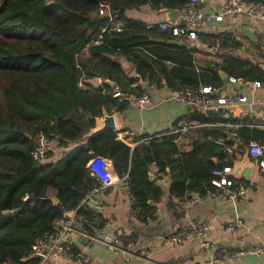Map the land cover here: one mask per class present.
<instances>
[{
    "label": "trees",
    "instance_id": "trees-1",
    "mask_svg": "<svg viewBox=\"0 0 264 264\" xmlns=\"http://www.w3.org/2000/svg\"><path fill=\"white\" fill-rule=\"evenodd\" d=\"M184 2L0 0V264H36L38 257L29 255L30 243L51 233L53 221L67 212L73 211V220L88 235L104 224V218L91 217V209L78 205L94 183L84 166L93 154L110 160L127 187L134 217L145 223L154 218L161 194L155 178L167 173V191L176 198L211 192L213 168L231 165L250 140L264 144V129L247 127L250 123L244 118L236 129L238 144L229 154L213 142L222 138L223 144L230 143L225 133L206 125L196 129L200 137L186 150L165 130L138 135L131 147L116 137L115 130L88 133L102 109L121 111L130 105L128 95L144 92L113 56H124L139 80L153 87H219L224 80L219 71L264 85V69L258 63L259 59L264 63L263 47L252 51L253 57H242L229 52L236 43L226 34L212 35L204 41L215 47L220 60L199 64L194 60L196 47L176 44L168 29L124 14L140 5L178 10ZM105 5L120 29L103 31L96 44H89L107 24ZM91 78H99V84L91 85ZM114 89L120 94L113 96ZM83 111L90 115L86 122ZM186 118L199 123L213 120L198 113H187ZM38 133L61 148L55 159H31ZM46 154L49 157L51 149ZM151 163L156 166L153 179L148 176ZM63 245L72 258H80L73 242L66 239Z\"/></svg>",
    "mask_w": 264,
    "mask_h": 264
},
{
    "label": "crops",
    "instance_id": "crops-1",
    "mask_svg": "<svg viewBox=\"0 0 264 264\" xmlns=\"http://www.w3.org/2000/svg\"><path fill=\"white\" fill-rule=\"evenodd\" d=\"M221 1L211 0L202 9L212 11ZM124 14L148 24L164 21L161 12L147 5L126 9ZM216 34H226L228 39L236 43L235 46L228 47L230 53L253 57L250 54L252 51H256L257 47L264 48V12L262 16L233 13L225 16L222 21L204 26L197 32L194 40L175 41L196 47L194 60L199 64L210 60L219 61L220 56L215 54V47H209L204 41ZM111 58L118 63L125 75H134L133 65L124 56ZM88 82L95 86L99 84V78H91ZM136 82L141 84L150 103L143 106L130 103L121 111L110 110L114 117L116 137L130 147L135 144L133 138L138 135L166 131L176 118L186 117L188 113L187 107L177 102L168 88L153 87L139 79ZM232 88L233 85L229 84L226 78L220 85L222 93H229ZM241 90L248 97V102L238 103L234 107L232 121L239 126L240 120L244 118L248 120L246 123H250L246 125L247 127L259 128L256 126L259 122L257 110L259 106H264V85L257 88L246 85ZM81 117L86 122L90 115L83 111ZM99 118L100 116L94 117V124ZM198 127L189 129L175 139L177 146L188 149L191 141L200 137L196 131ZM50 149L51 155L46 158L47 160L55 159L61 151V148L54 147L52 143ZM242 157L243 154L239 155L234 163ZM106 159L115 182L89 193L83 201V204L91 209V217L99 215L105 222L100 227H93L89 237L86 233L84 235L81 229L69 238L78 249V253L86 258L84 264H194L207 260L220 251L232 252L264 244V174L255 166L252 165L248 179H242L250 182L251 189L244 197L234 201L220 196L215 190L201 195L189 192L187 198H176L167 191L169 182L167 173L155 178V183L161 189L160 197L155 202V215L152 220L142 223L134 217L130 209V197L125 183L121 180L123 184L118 186L120 179L114 173L110 160ZM153 171L149 167L148 173L154 178ZM188 219L202 220L206 223V237L210 246L200 247L194 240L173 244L162 243L164 236L183 225ZM233 220L237 222L231 228H227L226 224ZM116 228L122 231L121 242L117 246L110 247L98 240L102 235H111ZM40 264H81V260L58 253ZM216 264H264V250L257 256L243 253Z\"/></svg>",
    "mask_w": 264,
    "mask_h": 264
},
{
    "label": "built area",
    "instance_id": "built-area-1",
    "mask_svg": "<svg viewBox=\"0 0 264 264\" xmlns=\"http://www.w3.org/2000/svg\"><path fill=\"white\" fill-rule=\"evenodd\" d=\"M211 0H185L181 7L177 10V14L171 24L165 21L158 22L157 25L160 29H168L171 35L176 40H194L196 39L197 32L212 22H219L227 16L233 13H245L247 15H260L264 12V3L257 0H222L219 2L212 11H204L203 6L207 5ZM107 24L102 26L100 31L89 44H96L100 38V33L103 31H117L120 29V23L115 20V15L110 11L107 6ZM88 44V45H89ZM264 58V56H263ZM264 61V60H263ZM226 81L233 85L232 90L229 93H222L219 87L210 85H198L196 87H182L176 90H171L173 98L183 103L188 113H198L203 116L212 117L213 120L205 123H199L196 120H188L186 117L176 118L172 124L166 129V134L174 135V140L182 134L186 133L189 129L200 127L202 125L218 127L225 133L226 139H229L230 143L223 144L222 138H216L214 143L221 144L227 154L232 153L233 149L238 144V138L236 134L237 123L232 121V113L234 107L241 102H248V97L242 93L241 88L243 86H250L253 88L260 87V83L255 80H243L239 77H226ZM120 92L116 89L113 90L112 95H119ZM130 103L137 106H143L150 103L148 95L143 92L139 96L128 95L126 97ZM257 119L259 122L257 127L264 129V106H259L257 110ZM50 149L46 138L38 133L34 137V143L30 150L31 159L37 162H41L46 159V153ZM243 156L247 157L253 166H255L259 172L264 174V144H261L258 140H250L245 144L243 150ZM234 161L232 162V164ZM232 164L223 165L221 167H215L210 171L213 178L210 183L214 186V190L231 201L244 197L251 189L249 181L241 182L232 173ZM88 174L94 179V183L91 185L90 191L86 193L79 204H83L84 199L91 192H96L103 189L107 185L115 182V177L108 168L107 159L101 155L93 154L88 157L84 164ZM153 170L156 166L149 164ZM122 180V179H120ZM123 181V180H122ZM68 218H57L52 223V232L44 233L33 239L29 246V255L38 257V262L48 259L49 257L64 253L70 256L66 252L63 242L70 238L76 228L73 226V211L65 213ZM80 217V216H79ZM236 220L229 221L226 226L231 228ZM207 225L202 220L188 219L183 225L167 234L162 238V243L173 244L181 243L186 240H194L198 242L200 247L210 246V242L206 237ZM122 231L120 228L114 229L111 235H102L98 240L110 247L117 246L121 240L120 236ZM84 235H86L84 233ZM90 236V235H86ZM264 250V244L253 245L250 247L238 249L237 251L226 252L220 251L207 260L197 262L194 264H216L224 260L233 259L238 254H252L259 255ZM77 256L81 258L83 262L86 261L85 257H82L79 253Z\"/></svg>",
    "mask_w": 264,
    "mask_h": 264
},
{
    "label": "water",
    "instance_id": "water-1",
    "mask_svg": "<svg viewBox=\"0 0 264 264\" xmlns=\"http://www.w3.org/2000/svg\"><path fill=\"white\" fill-rule=\"evenodd\" d=\"M118 11H122V8L119 7ZM159 12H161L164 15V21L168 24H171L177 14V9L172 8H159ZM176 44H180V41H175ZM259 66L264 69V63L261 59L258 60ZM221 79L226 78V74L222 71L218 72ZM135 80H138L139 77L137 75H133ZM108 84H110V81H106ZM103 129H111L115 130V123H114V117L112 113H106L104 109L101 110V115L98 121L89 129L88 133H96ZM252 169L251 161L247 157H242L237 163L232 164V173L238 178V179H248L249 173ZM149 178L152 179L153 176L148 174ZM123 182L120 180L118 181V186H122ZM51 202H55V199L53 197H50ZM63 217L65 219L68 218L67 214H64ZM73 226L76 228L78 232H80L81 227L77 222H73ZM80 239L78 238V241Z\"/></svg>",
    "mask_w": 264,
    "mask_h": 264
},
{
    "label": "rangeland",
    "instance_id": "rangeland-1",
    "mask_svg": "<svg viewBox=\"0 0 264 264\" xmlns=\"http://www.w3.org/2000/svg\"><path fill=\"white\" fill-rule=\"evenodd\" d=\"M49 147H51V144L49 143ZM46 156H47V154H46Z\"/></svg>",
    "mask_w": 264,
    "mask_h": 264
}]
</instances>
